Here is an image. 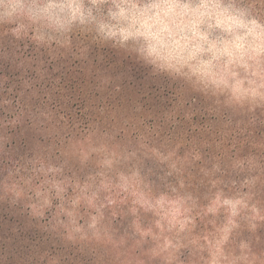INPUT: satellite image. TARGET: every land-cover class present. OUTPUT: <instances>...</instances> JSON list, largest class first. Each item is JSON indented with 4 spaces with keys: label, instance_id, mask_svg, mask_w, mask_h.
I'll return each mask as SVG.
<instances>
[{
    "label": "clouds",
    "instance_id": "1",
    "mask_svg": "<svg viewBox=\"0 0 264 264\" xmlns=\"http://www.w3.org/2000/svg\"><path fill=\"white\" fill-rule=\"evenodd\" d=\"M0 27L41 49L68 50L79 38L129 56L213 119L264 113V0H0ZM118 136L115 129L86 131L69 140L70 149L57 150L55 160L51 149L0 153V203L21 208L65 246L92 253L91 264L171 261L182 247L178 239L161 240L154 258L128 255L118 220L109 224L107 193L99 179L88 184L98 171L113 175L131 155L117 145ZM72 172L80 177L75 194L65 182ZM255 196L233 200V217L256 208ZM174 227L179 233L185 225ZM218 244L211 264H264V249L251 242L230 247L226 233ZM37 264L61 262L42 249Z\"/></svg>",
    "mask_w": 264,
    "mask_h": 264
},
{
    "label": "rangeland",
    "instance_id": "2",
    "mask_svg": "<svg viewBox=\"0 0 264 264\" xmlns=\"http://www.w3.org/2000/svg\"><path fill=\"white\" fill-rule=\"evenodd\" d=\"M0 30L3 33L6 31L4 34L8 33L2 27ZM20 42L32 54L41 49L27 39H20ZM54 51L66 56L64 59L70 58L68 69L62 73L52 71L50 74V78H54L59 86L56 89L57 95L86 97L94 101L91 104L98 110L103 106L107 107L105 112L110 108V111L122 116V128L129 122L134 124L132 120L126 121L127 115L136 116L139 120L137 124L142 123L148 131L161 127L193 130L208 125L211 127L217 118L225 121V117L210 118L199 105L194 108L191 101H186L174 93L167 82L151 77L148 70L133 58L108 47L77 38L71 49ZM50 55L52 56L51 52ZM176 95L179 101V97L184 99L182 104H176L172 100ZM157 98L162 101L160 105L157 104ZM179 108L183 110L178 112ZM193 108L198 116H192ZM129 143L132 151L136 145ZM160 147L165 153L166 148ZM15 149L11 150L8 146L5 150L18 156L28 152L19 143ZM122 150L131 153L128 147H123ZM157 158L158 164L164 165L166 170L162 181L150 170L151 164L156 162L145 157V153L135 155L133 152L113 170L115 179L104 171L88 177L89 185L99 179V186L107 193L109 224L112 217L118 220V235L131 245L128 255L139 252L141 256L154 258L161 240L169 244L173 239H178L181 249L173 253L174 258L171 261L161 258L160 264H211L219 247L218 241L226 233L232 237L242 214L248 213L242 217V221L248 225H254L264 215V211L257 214L256 210L249 212L245 209L233 217L231 203L236 198L229 199L221 195L206 200L202 206L195 205L188 196L181 197V194L163 184L167 177H171L169 173L172 170L169 168L167 156ZM71 176V180L65 177V182L72 185L75 194L80 177L75 172ZM177 221L185 225L184 230L179 233L174 227ZM230 221L235 223V228L230 226ZM244 234L246 236L237 237L230 247L240 241L250 242L251 233ZM260 243L261 245H254L255 249H264V240ZM42 249L48 250L61 264H91L93 256L87 251L81 252L65 246L46 233L40 224L27 217L21 208H10L7 204L0 203V264H37Z\"/></svg>",
    "mask_w": 264,
    "mask_h": 264
},
{
    "label": "trees",
    "instance_id": "3",
    "mask_svg": "<svg viewBox=\"0 0 264 264\" xmlns=\"http://www.w3.org/2000/svg\"><path fill=\"white\" fill-rule=\"evenodd\" d=\"M4 33L0 30V153H11L5 149L9 146L16 150L19 143L27 151L34 147L51 149L55 160L61 151L72 147L69 140L84 132L115 129L119 133L117 145L131 151L129 142L135 144L131 154L145 153V157L156 162L150 170L161 181L166 170L158 164L157 157L167 156L172 171L163 184L181 197L188 196L195 205L202 206L217 195L235 199L245 192H255L256 208L251 211H264V113L222 117L225 121L217 118L211 127L193 130L169 128L159 135H152L156 130L147 131V136L142 132L146 130L144 125L137 124L136 116L127 115L125 120H132L135 125L129 122L122 128V116L110 108L105 112L107 107L98 110L91 104L94 101L86 97L57 95L59 86L50 74L68 69L70 58L64 59L66 56L54 50L40 49L32 54L25 50L20 39ZM62 89L61 82V92ZM179 99L176 95L172 100L182 104L184 99ZM157 100L160 105L162 101ZM194 108L192 116H198ZM182 110L179 108L178 112ZM160 146L166 148L165 153ZM247 214L240 216L231 241L249 232L255 249L254 245H261L260 241L264 240V219H259L255 228L250 229L253 225L242 221Z\"/></svg>",
    "mask_w": 264,
    "mask_h": 264
}]
</instances>
